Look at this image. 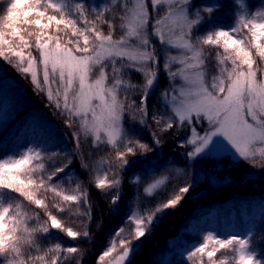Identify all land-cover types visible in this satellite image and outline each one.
Instances as JSON below:
<instances>
[{"label": "snow or ice", "instance_id": "snow-or-ice-1", "mask_svg": "<svg viewBox=\"0 0 264 264\" xmlns=\"http://www.w3.org/2000/svg\"><path fill=\"white\" fill-rule=\"evenodd\" d=\"M162 3L168 5L167 12L155 21L154 33L162 43L182 50L169 57L180 65L170 75L183 81L178 95L172 97V112L181 124L192 125L194 121L205 120L211 129L199 135L196 127L191 128L192 138L188 143L194 149L188 156L195 157L212 143L213 137L222 134L241 157L249 159L257 152L264 157V76L258 77L254 68L257 57L264 61V12L251 17L241 13L232 29L216 30L194 42L192 26L200 19V13H196L195 19L190 18L188 0H151L152 7ZM73 8L75 17L66 8L65 0H11L6 14L0 16V57L10 62L14 59L22 72L30 74L37 89H41L42 84L47 85V96L50 100L55 98L56 107L61 106L62 96L63 107L80 117L85 134H91L96 141L105 139L112 145L115 159L119 167H123L128 163L127 156L136 151V144L140 150H150L148 145L133 141L124 145L125 150L120 147L124 139L121 125L124 114L132 112L134 118L139 114L144 122L143 118L148 115L147 91L156 78L155 68L149 66L155 61V53L147 50L149 9L145 0H126L118 25L123 34L114 38L117 26L104 18V12H98L93 21L88 19L83 3H75ZM205 11L211 13L212 9ZM97 22L108 24L111 31L105 33ZM33 44L39 60L32 55ZM205 45L222 49L217 53L219 74L211 81H206L202 71ZM117 58L122 66L138 68L147 78L139 100L121 98L120 88L125 81L120 78ZM106 61L112 64L111 73ZM40 71L42 81L38 78ZM53 83L57 84L55 90L51 87ZM174 123L169 118L166 129H172ZM44 160L42 153L33 148L19 158L0 160V257L4 258L3 264H59L62 251L68 254L78 251L75 247L62 249L60 244L44 250L37 243V234L47 233L50 228L60 229L72 238L81 235L72 227H65L49 210L42 193L55 194L61 202L55 205L60 212L64 211L63 205L77 204L87 196L79 184L68 192L53 182L54 177L64 172L67 163L49 172ZM118 183L116 179H109L108 173L97 178V187L101 189ZM160 183L162 181H157ZM5 190L18 193L30 204L43 209L47 219L41 221L39 215L34 217L21 203L5 202ZM188 192V186L180 187L179 194L163 203L157 212L174 208ZM153 219V215L134 219L136 241L150 232ZM119 245L122 251L115 264H125L134 250L132 241L120 239ZM248 246L246 239L237 236L216 239L209 233L205 241L189 253V259L206 255L208 264H217L214 257L221 249L235 248V264H256L247 251ZM32 250L36 254H32ZM114 252L115 243L99 260L103 264Z\"/></svg>", "mask_w": 264, "mask_h": 264}, {"label": "trees", "instance_id": "trees-1", "mask_svg": "<svg viewBox=\"0 0 264 264\" xmlns=\"http://www.w3.org/2000/svg\"><path fill=\"white\" fill-rule=\"evenodd\" d=\"M10 2L0 0V16L6 14ZM125 2L65 0V6L75 17L73 5L83 3L88 10V19L93 21L98 12H104V18L117 26L113 35L118 38L123 34L118 25L124 14ZM206 8H211V13L206 12ZM197 12L200 13V20L193 26V41L216 30L232 29L241 13L251 17L257 12H264V0H193L189 15L196 18ZM97 23L105 33L111 31L108 24ZM80 24L83 25V22L80 21ZM30 40L34 41V37ZM204 49L205 79L211 81L213 76L219 74L217 53L222 49L211 45H205ZM31 51L39 60L34 44ZM256 59L254 68L258 77L263 76L264 61L258 57ZM106 64L111 73V62L106 61ZM116 66L121 68L120 78L125 81L120 88L121 98L127 96L139 100L144 92L141 74L122 66L120 59H117ZM3 78H10L12 83L23 88L24 94L15 93L11 86L4 90L2 98L5 102L0 108V148L5 137L13 134L17 128L36 132L39 141L33 149L45 157L46 170L50 172L55 167L68 164L64 172L53 178V182L68 192L79 184L87 193L79 203L63 205V212L55 207L61 202L54 193H42L49 210L57 215L65 227H72L81 233L72 238L60 229L50 228L47 233L37 234V243L44 250L55 244H60L62 249H78L72 254L62 251L59 264H102L99 256L113 243L117 250L120 239L136 241L134 219L148 215H153L154 219L149 225L150 232L138 241L142 246L139 257L131 258L125 264H135L140 259L143 264H208L206 255L189 259V253L195 251L209 233L216 239L233 236L247 239V251L258 254V258L264 261V157L236 159L228 153L218 157H189L188 153L193 151V146L188 143L191 126L181 124L160 97L168 83L166 75L162 74L156 87L148 90V115L143 118V123L139 114L134 118L132 112L125 113L126 131L121 150H125L124 145L128 141L146 144L150 150H140L136 144V151L127 156L128 163L123 167H119L112 145L104 143L95 146L93 139L82 132L69 111L56 107L48 98L46 89H37L30 74L22 72L14 59L10 62L0 57V80ZM133 84L136 87L128 86ZM22 116L24 123H21ZM169 118L175 121L172 129H166ZM86 151L93 156V161H86ZM69 160L71 163H68ZM105 173H108L109 179H116L119 183L103 189L97 187V178ZM161 178L164 179L162 183L151 192L147 191ZM184 186L189 187V192L183 194L178 205L157 212V208L179 194V188ZM3 199L5 202L21 203L34 217L39 215L41 221L47 219L43 209L30 204L18 193L5 190ZM199 218H206V222L189 230L190 222ZM84 232L88 235L84 236ZM95 238H98L95 253L91 254L89 251ZM192 240L197 242L196 245L187 246ZM175 242H179L177 250L169 256ZM32 254H36L35 250H32ZM236 255L235 248L221 249L214 259L217 264L220 261L235 264ZM3 259L0 257V264H3Z\"/></svg>", "mask_w": 264, "mask_h": 264}, {"label": "rangeland", "instance_id": "rangeland-1", "mask_svg": "<svg viewBox=\"0 0 264 264\" xmlns=\"http://www.w3.org/2000/svg\"><path fill=\"white\" fill-rule=\"evenodd\" d=\"M192 1L193 0H188V4L186 6L188 13H189ZM128 2H130V0H128ZM145 3L148 6L149 14H150L149 15V24H148V28H147V36H148V41H149V43L147 45V50L149 52H154L155 53V61L150 62L149 66L155 68V70H156V78L154 80L153 85H151L148 88V90L149 91L153 90V88L156 87L157 80L162 74L166 75L167 78H168V83L166 84L164 89H162V91L160 93V97L164 101V103L168 106V109L172 112V97L178 95L179 89L183 85V81L178 76L174 77V76L170 75V73L171 72H175L176 69L178 67H180V65L176 61H171L169 59V57L178 55L182 50L177 49V48H175V47H173V46H171V45H169L167 43H162L160 41L159 37L157 35H155V33H154L155 21L157 19H160L162 16H164L166 14L168 5L162 3L160 5L152 7L151 0H145ZM190 18H192V17L190 16ZM192 19H195V18H192ZM199 20L200 19H198L197 22H199ZM195 24H193V26ZM193 26H192V29H193ZM117 59H120V58H117ZM125 63H130V62H125ZM165 64H168L169 67L165 68L164 67ZM126 67L128 69L135 70L139 74H141L142 80H143V85L146 83V79L147 78L145 77L143 72L139 71L138 68H133V67H130V66H126ZM202 71L205 73L204 65L202 66ZM263 76H264V74H263ZM38 78L41 79V81H42V71L39 72ZM7 86H11L12 88H14V92L15 93L24 94L23 88L12 84L10 79L4 78V79L0 80V107L5 102L2 97L5 94L4 90H5V88ZM41 87L45 88L46 91H47V87H48L47 85H43L42 84ZM51 87H52L53 90H55V89H57V84L53 83V84H51ZM143 94H144V92H143ZM147 94H148V91H147ZM52 101L56 105L55 98L52 99ZM60 105H61L60 108L61 107L64 108L63 107L62 96L60 97ZM69 114L72 117H74L75 120H77V122L80 125V128L82 129L80 117L76 116L71 111H69ZM124 118H125V114H124V117H123V119L121 121L123 132L125 134L126 126L124 124ZM24 121H25L24 116H22L21 123H24ZM158 121L159 120H157V122ZM190 126H191V128L192 127H196L197 132L199 133V135H204L205 132L211 130L209 125H208V123H207V121H205V120L194 121L193 124L190 125ZM82 132L85 134L83 129H82ZM86 135H88L91 139H93V142H94L95 146H101L102 144L107 143L105 139H102L101 141H96L95 137L92 136L91 134H86ZM190 136L192 138V134L191 133H190ZM37 142H38V136H37L36 132H34V131H26L25 129L19 128V131H17V133L15 131V133L12 136H10L9 138L5 139V143L2 142V145H1V148H0V157H4V158H19V156L24 153V150L26 148H28V149L29 148H34L35 145L37 144ZM257 147H260V145H258ZM193 149H194V146H193ZM86 153H87V151H86ZM226 153L232 155V157L236 158V159L244 158V157H241L239 155V153L236 151V149L227 141V139L225 137H223L222 134H218L215 137H213L212 143H210L201 153L197 154L195 157H197V156H206V155L218 157V156H221V155L226 154ZM136 154H138V153H136ZM87 155L88 156L86 158V161H88V162L93 161V156L89 152L87 153ZM254 157H262V156L257 152ZM254 157H252V158H254ZM130 161H131V159H130ZM133 163H135V162H133ZM262 167H264V162L262 163ZM216 177L217 176H215L214 178H216ZM158 181H162L163 182L164 179L161 178ZM153 185H156V187H157L159 184H157V181H156V183H153L151 185V187H150L152 190H154L156 188V187H152ZM204 221L206 222V218H203V219L199 218L197 220H192L190 222L189 226H188L189 230H191L193 228H196L197 226L201 225ZM97 239L96 238L94 239L93 248L90 249V251H89L91 254L95 253L94 250L96 248L95 246L97 244ZM181 241L182 240L180 239L179 242H181ZM179 242L177 244L175 242L174 247L169 252V256H172L173 254H175V252L177 250V245H179ZM196 243L197 242L195 240H192V241H189L187 243V246L193 247L194 245H196ZM132 248L134 250L132 252H130L129 257L125 261V263L131 258L139 257L138 253L140 251V248H142L141 243L138 242V241H132ZM97 250L98 249H96V251ZM121 251H122L121 247L118 248L116 250V252L113 253L109 257V259H107L106 262H104L103 264H115V259L120 254ZM98 252H99V250H98ZM98 252H96L97 255H98ZM94 255L97 257L96 254H94ZM92 261L95 262V259H93ZM88 262H90L89 258H88ZM136 262L137 263H135V264H143V260H141V259L137 260Z\"/></svg>", "mask_w": 264, "mask_h": 264}, {"label": "clouds", "instance_id": "clouds-1", "mask_svg": "<svg viewBox=\"0 0 264 264\" xmlns=\"http://www.w3.org/2000/svg\"><path fill=\"white\" fill-rule=\"evenodd\" d=\"M206 9H211V8H206ZM251 255L255 258L256 264H264V261H262L260 258H258V254L251 253ZM246 264H250V262H246Z\"/></svg>", "mask_w": 264, "mask_h": 264}]
</instances>
